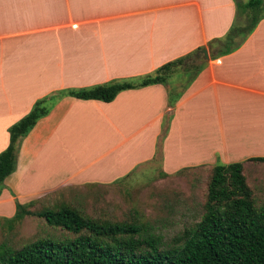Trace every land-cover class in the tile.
Returning a JSON list of instances; mask_svg holds the SVG:
<instances>
[{
	"label": "crops",
	"instance_id": "crops-1",
	"mask_svg": "<svg viewBox=\"0 0 264 264\" xmlns=\"http://www.w3.org/2000/svg\"><path fill=\"white\" fill-rule=\"evenodd\" d=\"M237 16L234 0H0V150L7 126L45 93L138 76L197 46L206 52L169 107L160 83L108 101L57 99L21 139L0 212L13 210V198L112 181L155 156L170 173L264 155V14L234 43L214 45Z\"/></svg>",
	"mask_w": 264,
	"mask_h": 264
},
{
	"label": "trees",
	"instance_id": "trees-1",
	"mask_svg": "<svg viewBox=\"0 0 264 264\" xmlns=\"http://www.w3.org/2000/svg\"><path fill=\"white\" fill-rule=\"evenodd\" d=\"M260 4L261 0H234L237 14L245 10L250 13L248 24L245 28L230 25L224 36L215 41L223 39L222 44L227 46L234 33L249 32L259 17ZM201 47L138 76L58 88L35 98L29 109L7 126V143L0 150V190L4 187L3 178L14 169L21 139L61 96L108 101L121 89L160 83L169 107L204 65L205 59L193 56ZM223 51L227 49L218 53ZM174 75L182 76L178 84L173 82ZM170 115V112L162 115L156 151ZM245 160L264 161V155L228 162L216 160L209 166L199 218L184 226L170 241L145 230L141 223L95 219L62 200L40 205L38 198L25 202L13 198L12 213L4 216L7 221L33 214L63 232L58 237H36L17 248L0 243V264H264V197L255 201L244 175Z\"/></svg>",
	"mask_w": 264,
	"mask_h": 264
},
{
	"label": "rangeland",
	"instance_id": "rangeland-1",
	"mask_svg": "<svg viewBox=\"0 0 264 264\" xmlns=\"http://www.w3.org/2000/svg\"><path fill=\"white\" fill-rule=\"evenodd\" d=\"M257 13L264 14V0H261ZM249 14L246 10L239 13L235 22L237 26L245 28ZM241 36L240 33L230 37L229 44ZM222 41H216L214 45L224 46ZM176 77L173 76V82H176ZM158 160V156L152 157L134 166L126 176L109 182L82 183L46 193L38 197V203L49 205L62 200L95 219L141 223L145 230L158 233L162 239L170 241L184 226L199 218L209 166L193 165L177 173L163 175ZM244 175L255 201L261 200L264 197V161L248 160ZM4 198L0 194V209H4L1 206ZM11 212H0V243L12 248L39 236L58 237L63 232L33 214L7 221L4 216H9Z\"/></svg>",
	"mask_w": 264,
	"mask_h": 264
},
{
	"label": "water",
	"instance_id": "water-1",
	"mask_svg": "<svg viewBox=\"0 0 264 264\" xmlns=\"http://www.w3.org/2000/svg\"><path fill=\"white\" fill-rule=\"evenodd\" d=\"M198 54H200L203 58L206 57V52H205V48L201 47L200 49H198L196 52H194V56H197Z\"/></svg>",
	"mask_w": 264,
	"mask_h": 264
}]
</instances>
